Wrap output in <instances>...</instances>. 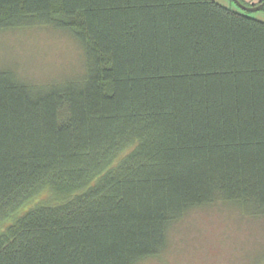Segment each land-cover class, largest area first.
<instances>
[{
    "label": "trees",
    "instance_id": "1",
    "mask_svg": "<svg viewBox=\"0 0 264 264\" xmlns=\"http://www.w3.org/2000/svg\"><path fill=\"white\" fill-rule=\"evenodd\" d=\"M32 25L73 31L86 71L0 70V264H139L195 208L264 216V22L213 0H0V31Z\"/></svg>",
    "mask_w": 264,
    "mask_h": 264
},
{
    "label": "rangeland",
    "instance_id": "2",
    "mask_svg": "<svg viewBox=\"0 0 264 264\" xmlns=\"http://www.w3.org/2000/svg\"><path fill=\"white\" fill-rule=\"evenodd\" d=\"M213 1L264 22V8L244 11L233 0ZM242 2L257 7L260 0ZM84 49L73 31L51 25L0 31V70L36 87L76 81L86 71ZM49 199L43 192L37 201ZM139 264H264V216L224 202L195 208L170 227L165 250Z\"/></svg>",
    "mask_w": 264,
    "mask_h": 264
},
{
    "label": "water",
    "instance_id": "3",
    "mask_svg": "<svg viewBox=\"0 0 264 264\" xmlns=\"http://www.w3.org/2000/svg\"><path fill=\"white\" fill-rule=\"evenodd\" d=\"M241 9H243L244 11H258L260 10L263 6H264V2L257 6V7H247L245 6L242 2H240L239 0H233Z\"/></svg>",
    "mask_w": 264,
    "mask_h": 264
}]
</instances>
